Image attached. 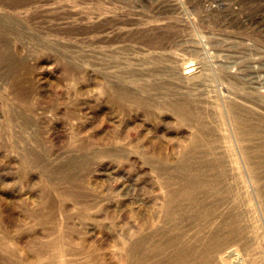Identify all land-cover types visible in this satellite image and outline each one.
I'll return each mask as SVG.
<instances>
[{
  "label": "rangeland",
  "instance_id": "1",
  "mask_svg": "<svg viewBox=\"0 0 264 264\" xmlns=\"http://www.w3.org/2000/svg\"><path fill=\"white\" fill-rule=\"evenodd\" d=\"M182 262L264 264V0H0V264Z\"/></svg>",
  "mask_w": 264,
  "mask_h": 264
},
{
  "label": "bare ground",
  "instance_id": "2",
  "mask_svg": "<svg viewBox=\"0 0 264 264\" xmlns=\"http://www.w3.org/2000/svg\"><path fill=\"white\" fill-rule=\"evenodd\" d=\"M233 253V250H232V252L230 251L227 255H230V254H232ZM235 254V253H234ZM232 256V255H231ZM235 259V258H234ZM181 264H184V262H182Z\"/></svg>",
  "mask_w": 264,
  "mask_h": 264
}]
</instances>
